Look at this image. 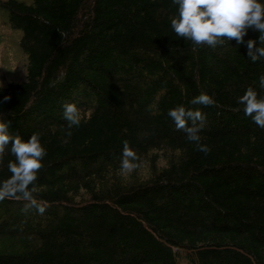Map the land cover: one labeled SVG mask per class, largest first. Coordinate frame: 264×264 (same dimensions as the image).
<instances>
[{"label":"trees","instance_id":"16d2710c","mask_svg":"<svg viewBox=\"0 0 264 264\" xmlns=\"http://www.w3.org/2000/svg\"><path fill=\"white\" fill-rule=\"evenodd\" d=\"M0 11L26 58L25 81L0 87V120L38 133L47 153L34 193L45 211L0 200V264H264V128L236 104L249 86L264 94V60L234 40L192 51L171 32V0H0ZM200 92L215 104L190 105ZM66 102L79 125L63 119ZM179 104L206 115L207 154L167 116Z\"/></svg>","mask_w":264,"mask_h":264},{"label":"clouds","instance_id":"9594fccd","mask_svg":"<svg viewBox=\"0 0 264 264\" xmlns=\"http://www.w3.org/2000/svg\"><path fill=\"white\" fill-rule=\"evenodd\" d=\"M175 14L169 17L171 32L190 44L191 50L200 47L215 48L235 41L236 45H246L247 54L252 62L264 60V0H171ZM259 33L256 39L244 37L249 30ZM258 88L264 90V74L258 77ZM5 101L8 96L3 98ZM190 105L209 106L215 100L206 92H200L190 101ZM237 110L250 117L252 122L264 128V94L249 86L236 97ZM63 119L69 127L80 124V113L74 103L62 105ZM167 116L177 130L185 134L196 149L207 154L208 145L201 143L200 132L204 127L206 115L199 108L176 105L168 110ZM10 122L0 120V158L5 153L11 157L6 161L9 176L0 180V200L5 198L21 199L25 203L22 211L35 207L43 213L45 207L38 204L34 193L35 181L43 167L46 148L38 133L27 138L9 131ZM120 168L131 172L138 167L136 152L128 141L122 142Z\"/></svg>","mask_w":264,"mask_h":264},{"label":"rangeland","instance_id":"374dc122","mask_svg":"<svg viewBox=\"0 0 264 264\" xmlns=\"http://www.w3.org/2000/svg\"><path fill=\"white\" fill-rule=\"evenodd\" d=\"M2 14L0 11V87L25 81L26 66V58L16 46V35L2 27Z\"/></svg>","mask_w":264,"mask_h":264}]
</instances>
